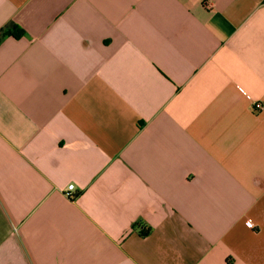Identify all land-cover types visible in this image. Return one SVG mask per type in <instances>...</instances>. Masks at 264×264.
Masks as SVG:
<instances>
[{"label": "crops", "instance_id": "1", "mask_svg": "<svg viewBox=\"0 0 264 264\" xmlns=\"http://www.w3.org/2000/svg\"><path fill=\"white\" fill-rule=\"evenodd\" d=\"M0 264H264V0H0Z\"/></svg>", "mask_w": 264, "mask_h": 264}, {"label": "built area", "instance_id": "2", "mask_svg": "<svg viewBox=\"0 0 264 264\" xmlns=\"http://www.w3.org/2000/svg\"><path fill=\"white\" fill-rule=\"evenodd\" d=\"M253 109L254 110H262L263 109V105L259 102H255L253 103ZM68 189V192L65 193V195L68 197V198H72V193L70 192V190L73 189V185H69L67 187ZM247 224L250 226V227H254V223L251 221V220H247Z\"/></svg>", "mask_w": 264, "mask_h": 264}, {"label": "trees", "instance_id": "3", "mask_svg": "<svg viewBox=\"0 0 264 264\" xmlns=\"http://www.w3.org/2000/svg\"><path fill=\"white\" fill-rule=\"evenodd\" d=\"M11 28H13V31L11 30L9 32V34L12 35L13 37L19 38L22 35L23 32L20 29H17L16 26H13ZM17 30H18V32H17Z\"/></svg>", "mask_w": 264, "mask_h": 264}]
</instances>
